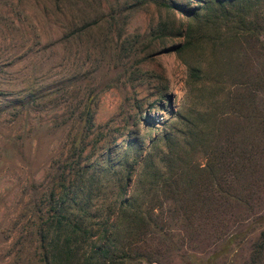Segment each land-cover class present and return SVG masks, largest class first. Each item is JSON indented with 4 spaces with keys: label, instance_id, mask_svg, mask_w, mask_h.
Instances as JSON below:
<instances>
[{
    "label": "rangeland",
    "instance_id": "1",
    "mask_svg": "<svg viewBox=\"0 0 264 264\" xmlns=\"http://www.w3.org/2000/svg\"><path fill=\"white\" fill-rule=\"evenodd\" d=\"M238 2L224 6L238 13ZM175 5L201 4L0 0V264L56 262L49 231L61 190V208L85 209L86 223L97 225L112 214L119 178L131 167L129 191L146 157L166 170L163 138L185 146L187 121L202 132L192 155L201 168L209 150L236 141L237 129L249 130L248 117L264 131L262 32L234 39L236 18L225 21L218 2L197 18ZM193 69L199 80L190 77ZM252 171L264 180V163ZM200 174L206 189L208 174ZM240 176L246 180L247 172ZM145 181L142 207L166 216L173 204ZM243 194L228 199V211L225 201L214 206V221L203 206L188 227L171 221L174 248L165 235L155 262L137 256L124 264H252L264 228V187ZM129 239L123 234L118 244ZM143 246L139 252L157 247ZM255 264H264V250Z\"/></svg>",
    "mask_w": 264,
    "mask_h": 264
},
{
    "label": "trees",
    "instance_id": "2",
    "mask_svg": "<svg viewBox=\"0 0 264 264\" xmlns=\"http://www.w3.org/2000/svg\"><path fill=\"white\" fill-rule=\"evenodd\" d=\"M231 1L237 0H200V7L186 8L180 5H175V7L184 11L189 17L197 18L200 9L211 12L213 2H218L220 10L223 11L222 18L225 21L236 18L232 21V24L234 23L236 26L231 29L237 34V36H233L234 39L238 38V34L255 36L262 32L264 35V0H240L237 4L238 13H233L225 8L224 3ZM228 5L232 6L230 3ZM258 10L263 11L256 15ZM241 11L246 15L241 14ZM250 12H254L253 18L246 19L245 17ZM239 14L243 16L239 18ZM188 42L181 48L189 45ZM190 77L199 80V70L193 69ZM248 120L249 130L235 129L232 136H237L236 141L209 150L208 162L202 168L192 158L194 151L198 149V141L202 138V132L196 128L195 122L187 121L185 123L191 140L185 146L179 144L175 138L165 136L164 140L168 138L166 170L162 171L146 157L144 159L146 165L136 175V183L129 191L128 185L135 169V167H131L125 174V178L123 176L119 178L120 183H118L115 194V208L112 210V214L106 217L101 216L103 220L95 226L86 223L83 216L85 209L73 213L61 208L64 206L66 195L63 188L59 195L61 205L56 211L57 225L51 228L53 232L49 231V233H53L50 240L57 241L55 246L52 245L51 251L54 250V256L58 260L50 261L49 264H124L137 256L155 262L157 258L153 259L152 255L156 252L159 253L160 246L166 240L165 235L168 234V250L174 248L175 234H171L170 231L171 221L175 220L181 223L184 221L182 225L184 226L186 223L188 227L191 219L195 218V214L202 206L206 207L210 219L214 221L212 218L214 206L225 201V205H227L225 208L228 211L232 205V202H227L229 198L237 199V195L240 193H244L243 195L247 198L246 194L263 188L264 180L256 178L252 169L258 163H264V131L257 128L259 123L256 118L248 117ZM135 161L137 162V159ZM218 170L221 175L217 179L215 172ZM201 171L208 174L209 183L206 189L203 188L201 182ZM245 172H247L246 180L242 181L240 175L243 176ZM256 172L257 170H255ZM142 179H144L143 182ZM146 179H148L151 190L156 188L158 192H161L162 198L168 199L173 204L168 206L166 216L162 212L160 215L159 212L155 213L154 207L151 205L142 207L143 191H141V187L145 184ZM162 206L163 202H161ZM68 216H72V218ZM185 233L186 229L184 234L177 235L185 236ZM123 234L130 239L124 245H119V237L121 239ZM145 243H153L157 247H148L150 252H147L146 249H141L139 252L140 247H144ZM229 243L226 245L228 246ZM263 250L264 228L260 233V242L252 254V264H255L256 261L259 262Z\"/></svg>",
    "mask_w": 264,
    "mask_h": 264
}]
</instances>
